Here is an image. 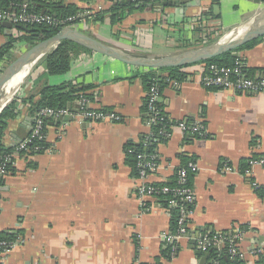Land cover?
I'll return each mask as SVG.
<instances>
[{"label": "crops", "instance_id": "0c3cea01", "mask_svg": "<svg viewBox=\"0 0 264 264\" xmlns=\"http://www.w3.org/2000/svg\"><path fill=\"white\" fill-rule=\"evenodd\" d=\"M60 1L61 7L71 5L88 15L111 5L108 0L32 3L45 14ZM134 16L147 22L136 27V34L158 36L160 47L129 39L116 41L106 24L73 27L135 54L175 56L264 25V0H194L191 5L165 10L147 7ZM165 17L171 25L199 18L204 29L190 31L179 26L187 34L172 32L164 42L167 30L153 24ZM6 23L11 24L0 21V53L11 40L17 42L6 53L2 70L28 50L20 41L27 33ZM233 56L253 77L264 76V37L255 47ZM204 68V64L184 68L187 77L179 87L162 84L160 103L171 122V137L156 148L162 167L150 181L171 183L172 166L186 163L181 157L195 161L200 170L191 178L196 195L191 235L238 232L239 257L231 262L264 264V166L251 164L253 159H264V93L205 88ZM44 71L42 67L41 75ZM148 72L95 52L81 54L66 76H49L40 84L30 71L12 100L38 92L44 83H84L93 86L88 93L93 95V108L112 110L122 119L114 124L71 119L50 122L47 142L52 150L16 158L14 172L0 185V233L14 234L18 245L0 255V264H211L213 250L200 254L188 239L172 255L164 240L172 231L171 215L155 200L148 201L149 211L139 206L138 176L128 163L127 147L139 145L149 132L142 77ZM182 120L200 122L207 136L184 133L177 126ZM56 127L63 128L60 139ZM30 134L31 117L24 110L10 120L4 143L14 146ZM223 248L215 246V255L219 257Z\"/></svg>", "mask_w": 264, "mask_h": 264}, {"label": "built area", "instance_id": "2783aa9c", "mask_svg": "<svg viewBox=\"0 0 264 264\" xmlns=\"http://www.w3.org/2000/svg\"><path fill=\"white\" fill-rule=\"evenodd\" d=\"M111 2L112 0H108ZM126 1V0H121ZM136 1V0H127ZM164 1V0H160ZM179 1V0H170ZM16 9V8H15ZM76 17L59 18L51 14H42L35 12L31 9L29 4L23 3L17 6V9L13 11L0 9V21L10 22L12 25H20L25 27L48 25L63 29L65 27L72 26ZM202 21V19H201ZM199 18L186 21L184 27L187 30L194 31L199 28H203ZM73 27V26H72ZM204 29V28H203ZM205 65V64H204ZM158 78L154 84H152L145 93L144 107L146 112V125L149 132L144 136L142 145L148 149L154 145L158 146L161 139H169L171 132L166 126L160 127L158 132H154V126L163 124L165 121V113L161 107V92L162 83L170 84L175 87H179L181 83L178 80L172 79L168 73H157ZM162 82V83H161ZM202 85L205 88H216L219 90H228L234 92H250L253 94L264 93V79L260 77H253L247 70L246 66L239 59L233 66H220L217 64L205 65L204 74L202 77ZM16 95V94H15ZM84 95L80 96L73 107L67 109H52L44 108L33 118L31 121V134L24 141L15 144L16 150L12 155L5 157L3 163L0 165V185L9 173V165H14V158L20 151H26L27 145L31 143L33 139L46 140L48 134L45 132L46 123L59 122L67 119L75 120L77 122L87 123H117L121 121V116L116 112L109 109H95ZM177 126L186 134L199 136L205 138L207 136L204 127L200 122L189 123L188 121H180ZM57 128V138L60 139L63 136V128ZM39 150V147H36ZM52 148H47L44 151H51ZM131 152V151H130ZM252 165L264 166V159H253ZM161 162L157 152L153 154H146L140 152L137 154V179L138 183V201L139 206L144 211L151 210V206L148 201L155 200L164 206L165 211L171 215V218L175 220L176 227L171 232L164 236L167 247L170 249L171 254H176L178 244L185 240H193L191 235V215L193 207L196 202L195 191L192 186L191 178L196 174L200 168L195 161H187L173 167V181L174 185L171 186L165 181L161 183H153L150 178L156 176L161 169ZM226 171H230V168H226ZM253 186L258 188V183H254ZM176 213L174 214V212ZM210 233H205L196 237L195 245L199 252L202 254L209 253L215 246H228V253L232 259L239 257L238 240H240V234H225L214 233V237L210 236ZM18 245V240L7 242H0V255L8 253L10 250ZM211 264H222L218 258H213Z\"/></svg>", "mask_w": 264, "mask_h": 264}, {"label": "trees", "instance_id": "16d2710c", "mask_svg": "<svg viewBox=\"0 0 264 264\" xmlns=\"http://www.w3.org/2000/svg\"><path fill=\"white\" fill-rule=\"evenodd\" d=\"M36 1V0H33ZM32 1V2H33ZM160 0H136V1H121V0H112L111 5L109 8L100 10L98 12H94L92 14H85L82 12L79 8L68 5L66 7H61L63 4L62 1L58 3H54L51 6V9L46 14H51L53 16L59 17V18H67V17H77L73 23L72 26L76 27H82V26H92V25H105L110 26L112 30L113 37L112 39H115L116 41H124L126 39L132 40L136 44V30L137 26L146 25L147 22L145 20H140L138 23L132 25V33L135 35H128L127 32H131V30H127L124 32L122 30L121 26L126 20H131V16L134 15L137 12H143L147 7H150L154 10H165L166 8L170 7H176L177 5H160L156 6L155 3ZM166 2H170V0H164ZM32 2H29V6L31 9L35 12H39V9L34 6ZM23 0H0V9L4 10H10L12 9L15 11L17 9V6L23 4ZM16 8V9H15ZM83 15V16H81ZM166 18V19H165ZM164 19H161V22L158 24H153V26H162L163 30H167V36L171 35L172 32L175 34H180L183 36L185 33V30L181 29L179 26H183L184 22H178L174 24H169V18L165 17ZM20 26V25H15ZM175 27H179L176 29ZM31 31L26 32L27 35L23 38H21V42H24L27 44L28 49L33 47L39 42H42L44 40H47L54 35H56L61 29L53 26L48 25H39V26H32L28 27ZM115 28H117V32H114ZM22 31V30H21ZM86 34L96 37L93 35L90 31H84ZM124 36L125 39H122L121 37ZM97 38V37H96ZM99 39V38H98ZM257 39L252 42H249L245 46L235 50L232 53H227L221 57L215 58L213 60H209L200 64L210 65V64H217L220 66H233L235 62L238 60L237 57L233 56V53L239 52L245 49H251L255 47L261 40ZM102 41V40H101ZM215 40L214 42H216ZM17 42V40H11L9 45H7L2 52L0 53V73L2 72L1 63L6 57V53L13 47V45ZM107 43V42H106ZM119 48V47H117ZM123 49V48H121ZM92 51L86 49L83 46H80L74 42L65 40L62 41L56 49L50 51L46 56L43 58V65L44 73L40 75L39 78H37V81L35 82L37 84H40L42 80L49 76H56V77H62L66 76L70 69H71V63L79 58V56L83 53H91ZM39 69V68H38ZM37 68L34 70L36 73ZM184 68H170V69H147L149 72L142 75L145 84L146 89H148L152 84L156 82V80L160 77H158L157 73H168L169 76L172 79L178 80L179 82L184 80L187 75L183 72ZM34 76V75H33ZM32 80V79H31ZM162 83V82H161ZM165 84V83H162ZM93 89V86L91 85H85L84 83H72V82H63L61 84L56 85H49L48 83H44L42 86H39L38 92L34 94H30L27 97L16 96L3 110V112L0 114V165L3 163L4 159L8 155H12L15 153L16 146L8 147L4 143L5 135H6V129L8 127V124L11 119L17 117L19 113L22 111H27L30 114L31 121H33V118L44 108H52V109H67L70 107H73V105L77 102V100L80 98V96L84 95L90 102H92L93 95L88 94L89 91ZM145 111V107H144ZM146 113V112H145ZM166 116V115H165ZM147 117V116H146ZM171 122L169 121L168 117L166 116L165 121L163 124H158L154 126L153 131L156 133L162 126H166V128H170ZM49 121L46 123V130L48 134V129L50 127ZM143 141V140H142ZM142 141L139 145H129L127 147L128 151V163L132 166L134 175L137 176V154L138 153H146V154H153L156 152L157 146L154 145L148 149L144 148L142 145ZM165 139H161L160 142H164ZM36 147H39V150H36ZM49 147V143L46 140H39V139H33L30 144L27 145L26 151H20L17 156L14 158V162L16 161L17 157L22 156H29V155H35L40 154L44 152L45 149ZM129 149V150H128ZM131 151V152H130ZM183 161L187 162L185 157H181ZM15 165V164H14ZM9 165V173L14 172L13 166ZM171 186H173L175 183L172 180L171 183H167ZM176 211L174 212V214ZM176 222L174 218L172 219V229H175ZM211 237L213 238L215 235L214 233H210ZM14 234L10 233H0V242L7 241L12 242L15 241L17 238ZM214 255L213 258H218L222 264H233L236 263L237 259H234V262L232 263L231 256L228 253V246H225L222 251L218 255H215L214 247L212 248Z\"/></svg>", "mask_w": 264, "mask_h": 264}, {"label": "water", "instance_id": "95a60500", "mask_svg": "<svg viewBox=\"0 0 264 264\" xmlns=\"http://www.w3.org/2000/svg\"><path fill=\"white\" fill-rule=\"evenodd\" d=\"M27 1V0H25ZM194 0H179V1H157L156 6L162 5H191ZM259 1V0H250ZM4 26L12 27V24H4ZM24 32H30L31 30L25 26H14ZM264 37V25H255L246 34H234L227 39H221L218 42L212 43L207 46L192 49L186 51L182 54L175 56L166 57H151L142 54H135L121 48L109 45L100 39L90 36L85 32L79 31L78 29L70 26L61 29L53 37L37 43L30 49H28L22 56L14 60L9 66L2 70L0 73V114L6 108L12 99H6L4 96L3 89L8 81H10L17 72L26 65L33 66L43 59L46 54L50 51L56 49V47L65 40L74 42L86 49L95 52L97 54L103 55L107 58L119 61L126 65L139 68V69H170V68H186L195 64H200L215 58L221 57L227 53H232L235 50L245 46L249 42L260 39ZM235 56V54H234ZM34 67H32L33 69ZM31 69V70H32ZM30 70V71H31ZM30 73V72H29ZM264 79V76L260 77ZM193 236L192 243L195 247V238ZM202 254L201 252H199Z\"/></svg>", "mask_w": 264, "mask_h": 264}, {"label": "rangeland", "instance_id": "374dc122", "mask_svg": "<svg viewBox=\"0 0 264 264\" xmlns=\"http://www.w3.org/2000/svg\"><path fill=\"white\" fill-rule=\"evenodd\" d=\"M136 14V13H135ZM134 14V15H135ZM134 15H132L131 16V18H132V21H128V20H126L124 23H123V28H125V26H127V27H129V26H132L133 24V19H138L137 21L135 20L134 22V24H136V23H138V21H140V19H143V18H141V17H135ZM142 26H145V25H142ZM125 29H127V28H125ZM117 28H115V30H114V32H117ZM123 30V29H122ZM141 31V30H140ZM125 32V31H124ZM113 33V32H112ZM133 35H135V34H132V36ZM136 36V35H135ZM111 37H113V34H111ZM122 39H125L124 37H121ZM158 36H151V35H146L145 33H143L142 31L141 32H138L137 33V36H136V40H138V43L140 44V45H144V46H155V48L154 49H156L158 46H159V43H160V41L161 40H158ZM128 40V39H127ZM220 40V39H219ZM219 40H217V42L219 41ZM130 41H132V40H130ZM162 41H167V33L165 32V36H164V38H163V40ZM212 41L211 40H208V43H211ZM207 46V45H206ZM160 47V46H159ZM43 59H41V61H39L38 63H35L34 64V68L31 70L32 72H35L34 70L37 68H41L42 69V65H43ZM41 69H38V70H36V73L34 74V76H33V78L34 79H36V78H38L40 75H41ZM28 78V77H27ZM12 99V98H11Z\"/></svg>", "mask_w": 264, "mask_h": 264}, {"label": "bare ground", "instance_id": "6f19581e", "mask_svg": "<svg viewBox=\"0 0 264 264\" xmlns=\"http://www.w3.org/2000/svg\"><path fill=\"white\" fill-rule=\"evenodd\" d=\"M34 66V65H33ZM31 65L24 66L23 72H21V69L17 72L16 75L13 76V78L8 81L7 86L4 87L3 92L4 96L7 97L6 99H11L17 92L18 88L23 84L26 77L29 75L30 70L32 69ZM6 89V90H5Z\"/></svg>", "mask_w": 264, "mask_h": 264}]
</instances>
